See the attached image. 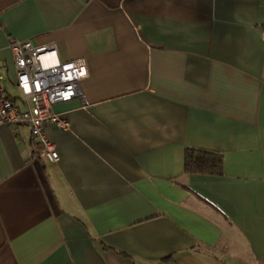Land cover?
Here are the masks:
<instances>
[{"label":"crops","instance_id":"1","mask_svg":"<svg viewBox=\"0 0 264 264\" xmlns=\"http://www.w3.org/2000/svg\"><path fill=\"white\" fill-rule=\"evenodd\" d=\"M9 37L85 74L57 161L0 125V264H264V0H0L24 108Z\"/></svg>","mask_w":264,"mask_h":264},{"label":"built area","instance_id":"2","mask_svg":"<svg viewBox=\"0 0 264 264\" xmlns=\"http://www.w3.org/2000/svg\"><path fill=\"white\" fill-rule=\"evenodd\" d=\"M15 66V86L21 94L22 108L0 84V125H25L39 144L36 154L50 161L59 158L55 144L44 131L48 124L68 129L69 122L52 106L80 94L79 81L85 74L80 59L59 61L53 44L35 46L29 40L9 37ZM3 75L0 74V81Z\"/></svg>","mask_w":264,"mask_h":264},{"label":"trees","instance_id":"3","mask_svg":"<svg viewBox=\"0 0 264 264\" xmlns=\"http://www.w3.org/2000/svg\"><path fill=\"white\" fill-rule=\"evenodd\" d=\"M221 156L217 152L202 149H187L185 152V167L191 171H205L207 165L214 167L220 166ZM204 166V167H201Z\"/></svg>","mask_w":264,"mask_h":264},{"label":"rangeland","instance_id":"4","mask_svg":"<svg viewBox=\"0 0 264 264\" xmlns=\"http://www.w3.org/2000/svg\"><path fill=\"white\" fill-rule=\"evenodd\" d=\"M6 84V83H5ZM7 91L11 96H17L18 95V90L15 86L8 85L7 84ZM17 103H19V100H16Z\"/></svg>","mask_w":264,"mask_h":264}]
</instances>
